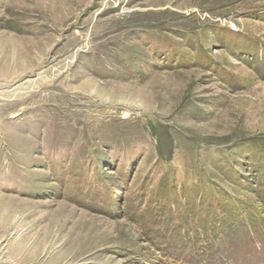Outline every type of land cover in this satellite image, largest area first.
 I'll return each instance as SVG.
<instances>
[{"label":"rangeland","instance_id":"rangeland-1","mask_svg":"<svg viewBox=\"0 0 264 264\" xmlns=\"http://www.w3.org/2000/svg\"><path fill=\"white\" fill-rule=\"evenodd\" d=\"M0 264H264V0H0Z\"/></svg>","mask_w":264,"mask_h":264},{"label":"bare ground","instance_id":"bare-ground-1","mask_svg":"<svg viewBox=\"0 0 264 264\" xmlns=\"http://www.w3.org/2000/svg\"><path fill=\"white\" fill-rule=\"evenodd\" d=\"M86 83V82H85ZM86 84H88L89 85V87H92L93 86V84L92 83H90V82H87ZM95 89V92H94V94L95 95H97V94H99V93H101V89L100 90H98L96 87L94 88ZM115 91L117 92L118 91V89H115ZM115 91L113 90V89H111V90H108V94L111 96H113L114 95V98L116 97V95H115ZM136 91V90H135ZM119 92H121L123 95H124V93H126L127 94V96L129 95V96H132V95H135L136 94V92H134L133 90H131L130 88H128L127 90H125V87H121V88H119ZM138 95V94H137ZM101 96V95H100ZM118 97H120V96H118ZM111 99V98H110ZM121 99V98H120Z\"/></svg>","mask_w":264,"mask_h":264}]
</instances>
